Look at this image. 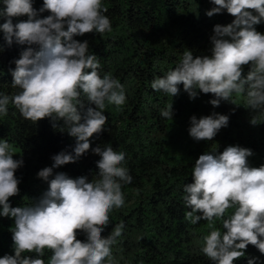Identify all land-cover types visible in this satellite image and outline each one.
I'll use <instances>...</instances> for the list:
<instances>
[{"label": "clouds", "instance_id": "1", "mask_svg": "<svg viewBox=\"0 0 264 264\" xmlns=\"http://www.w3.org/2000/svg\"><path fill=\"white\" fill-rule=\"evenodd\" d=\"M214 5L208 17L223 11L234 17L227 25L217 24L210 36V55L194 56L184 51L175 68L151 82V88L174 97L179 85L190 99L199 93L214 94L209 103L218 107L221 100L237 106L233 93H246V106L264 115V33L256 25L264 22V0H210ZM49 15L40 18V13ZM102 0H43L37 10L33 0H3L0 8V32L10 46L13 39L27 47L10 69L13 88L9 96L0 93V116H6L11 103L20 115L34 123L49 118L53 127L63 121L68 135L75 138L74 155L61 151L51 157V167L37 176L48 189L35 203L12 207L9 198L19 194L16 171L23 159H14L11 145L0 140V216L14 218L12 233L14 255H4L0 264H45V250L52 255L48 264H118L112 248L125 227L116 224L105 237L110 212L125 203L122 187L132 181L124 166L125 153L112 145L91 148L89 138L101 133L107 122V104L126 102L124 86L111 73L101 77L99 59L89 52V43L74 39L88 33L111 32V21ZM256 13V14H253ZM27 20L13 24V17ZM2 50V47H0ZM244 66H249L243 75ZM87 97V107L81 95ZM161 116L173 119L172 102L161 109ZM229 123V116L213 113L190 118L189 135L195 141H211ZM252 125L258 118L253 116ZM91 151L96 161L98 179L87 176L70 178L53 169L75 163ZM251 149L228 146L223 152H205L195 160L192 183L183 186V203L189 211L185 219L192 225L207 221L209 234L203 236L200 251L213 264H233L246 254L248 245L264 254V165L251 167ZM50 177H53L49 179ZM229 209L234 211L227 215ZM222 222L224 231L215 227ZM83 233L86 240L77 236ZM24 253H34L36 258ZM249 258L248 264H255Z\"/></svg>", "mask_w": 264, "mask_h": 264}, {"label": "trees", "instance_id": "2", "mask_svg": "<svg viewBox=\"0 0 264 264\" xmlns=\"http://www.w3.org/2000/svg\"><path fill=\"white\" fill-rule=\"evenodd\" d=\"M107 7L105 13L111 21L112 31L96 32L76 36L81 42L87 40L89 52L99 59V74L106 73L119 80L124 86L126 102L122 106L107 104L104 115L107 122L101 133L89 138L91 148L111 144L115 151L125 155L124 166L129 169L132 181L124 184L122 191L124 205L110 212V225L103 236L123 222L125 227L117 244L112 248L118 264H213L201 253L203 236L209 234L207 221L192 225L185 219L187 209L183 203V186L192 183L195 160L205 152L219 154L228 146L251 149L248 157L251 167L264 165V115L245 108L246 93H233L239 106L221 100L218 107L209 101L214 94L199 93L190 99L179 85V94L171 97L151 88V82L175 68L184 51L191 50L194 56L210 55V36L215 25H227L234 17L226 10L208 17L206 11L214 5L210 0H102ZM43 0H33V7L39 10ZM3 0H0V8ZM256 14V13H253ZM49 15L40 13V18ZM13 24L27 20V16L13 17ZM4 22L0 18V24ZM264 33V22L255 26ZM0 93L12 96L19 92L13 88L10 69L14 60L26 45L13 39L9 46L0 32ZM250 70L244 66L243 75ZM81 101L87 107V97ZM172 102L173 119L161 116V109ZM213 113L229 116V123L221 128L211 141H195L189 135L190 118L197 119ZM257 116V125L250 120ZM68 125L62 120L53 127L49 118L34 123L24 119L11 103L6 116H0V139L6 140L18 153L24 164L15 175L20 180L19 194L10 197L12 207H23L39 200L48 189V183L38 178L44 167H51V157L61 151L72 153L75 138L68 135ZM89 151L75 163H68L53 169L66 173L70 178L87 176L98 179L96 161L98 155ZM53 177H50L51 179ZM234 210L229 209L228 214ZM14 218L0 216V258L14 255L12 233ZM215 227L224 231L221 221ZM78 239L86 236L80 233ZM36 258L34 253H24ZM52 252L45 250L42 259L48 264ZM249 258H256L255 264H264V254L248 245L244 257L233 264H248Z\"/></svg>", "mask_w": 264, "mask_h": 264}, {"label": "rangeland", "instance_id": "3", "mask_svg": "<svg viewBox=\"0 0 264 264\" xmlns=\"http://www.w3.org/2000/svg\"><path fill=\"white\" fill-rule=\"evenodd\" d=\"M1 140V139H0ZM12 150H13V155H14V159H19L20 157H19V155H18V153L16 152V149L14 150L13 148H12Z\"/></svg>", "mask_w": 264, "mask_h": 264}]
</instances>
